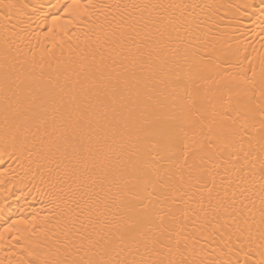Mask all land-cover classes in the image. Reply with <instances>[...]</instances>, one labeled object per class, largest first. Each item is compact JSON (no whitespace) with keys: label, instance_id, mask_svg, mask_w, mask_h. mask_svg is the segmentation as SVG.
I'll return each instance as SVG.
<instances>
[{"label":"bare ground","instance_id":"6f19581e","mask_svg":"<svg viewBox=\"0 0 264 264\" xmlns=\"http://www.w3.org/2000/svg\"><path fill=\"white\" fill-rule=\"evenodd\" d=\"M130 3L189 6L169 12L174 17L183 13L184 27L195 39L189 42L181 29L184 43L179 52H175L177 41L167 54L170 60L179 59L184 83L190 91L198 90L207 109H201V116L182 100L173 103L172 87L160 84L159 91L168 100L142 114L138 127L143 131H151L157 123H174L181 135L192 137L195 133L198 141L209 139L219 120L218 93L224 92L225 102L229 95L235 102L245 84L236 89L229 81H243L244 73L252 77L255 72L254 103L260 102L264 0H0V5H16L11 12L0 7V264H50L63 258L64 246L71 238L68 205L60 190L58 161L49 149L55 151L70 134L64 120L67 111L75 109L72 86L78 88V82H86L101 55L108 54L105 41L115 27L113 18L118 20L124 13L115 6ZM186 47L190 51L185 55ZM189 67L202 78L194 75L188 79ZM225 85L233 87L231 93ZM258 128L257 118L256 128L250 127L247 133L241 130L236 138L239 163L235 169L228 166L225 171L220 163L228 159L227 152L215 163L209 162L215 177L212 204L209 206L205 189L199 219L189 213L184 221L179 239L185 259L197 264L264 261V140ZM147 143L154 147L156 139ZM103 151L106 158L97 175L108 179L102 185L98 182L94 191L101 201H116L108 210L110 215L121 211L119 200L128 195L120 190L127 180L121 174L131 167L129 156L137 151L134 133L110 136ZM240 168L243 170H236ZM207 179L211 186V177ZM192 207L199 206L194 203ZM140 254L148 258L143 248ZM140 254L135 258L140 259Z\"/></svg>","mask_w":264,"mask_h":264},{"label":"snow or ice","instance_id":"6c2138e0","mask_svg":"<svg viewBox=\"0 0 264 264\" xmlns=\"http://www.w3.org/2000/svg\"><path fill=\"white\" fill-rule=\"evenodd\" d=\"M0 7L11 12L16 5ZM115 7L123 8L124 13L118 20L113 18L115 27L105 41L108 54L101 55L99 65L86 82H78V88L72 86L75 109H69L64 120L70 134L63 144L55 146V151L49 149L51 157L58 161L56 170L68 205L71 237L64 246L63 258L50 264H197L195 260L185 259L181 250L179 237L185 228L184 221L189 213L199 219L205 189L209 206L212 204L215 177L209 162L215 163L216 158L227 152L228 159L220 163L225 165V171L228 166L235 169L239 163V152L234 150L236 138L241 130L247 133L250 127L256 128L257 118L256 131L264 140V68L259 81V104L254 103L255 72L252 77L244 73L243 81L235 78L229 81L236 89L245 84V90L235 102L231 95L225 102L224 92L218 93L219 120L209 139L198 141L195 133L192 137L186 133L181 135L182 130L174 123H157L145 132L138 127L142 114L164 106L168 100L159 91L160 84L172 87L173 103L182 100L190 105V110L203 116L204 102L199 99L198 90H189L184 83L183 65L179 59L170 60L167 54V49L177 41L175 52H179L184 43L181 29L189 42L195 39L189 28L184 27L183 13L174 17L169 12L189 6L130 3ZM189 51L190 48H184L185 55ZM194 75L200 76V73H193L189 67L188 79ZM233 87H228L229 93ZM122 131L134 133L137 151L129 156L131 167L121 174L127 176L120 188L128 194L127 198L119 200L120 212L109 215L108 210L116 206V201L107 198L101 201L94 187L108 179L99 177L97 168L104 166L103 150L109 137ZM151 138L156 139L154 147L147 143ZM261 171L264 173V163ZM208 177H211V186ZM261 179L264 180V175ZM261 187L264 190V185ZM194 203L199 207L193 208ZM141 248L148 258L140 254ZM136 254H140V259L135 258Z\"/></svg>","mask_w":264,"mask_h":264}]
</instances>
